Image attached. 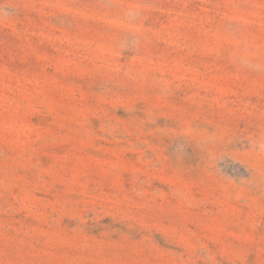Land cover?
Segmentation results:
<instances>
[{
	"label": "rangeland",
	"instance_id": "rangeland-1",
	"mask_svg": "<svg viewBox=\"0 0 264 264\" xmlns=\"http://www.w3.org/2000/svg\"><path fill=\"white\" fill-rule=\"evenodd\" d=\"M0 264H264V0H0Z\"/></svg>",
	"mask_w": 264,
	"mask_h": 264
}]
</instances>
